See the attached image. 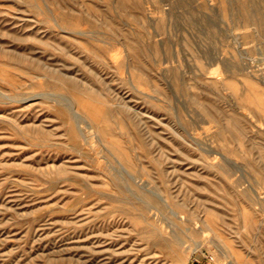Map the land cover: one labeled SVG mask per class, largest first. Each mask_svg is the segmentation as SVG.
Masks as SVG:
<instances>
[{
    "label": "rangeland",
    "instance_id": "374dc122",
    "mask_svg": "<svg viewBox=\"0 0 264 264\" xmlns=\"http://www.w3.org/2000/svg\"><path fill=\"white\" fill-rule=\"evenodd\" d=\"M0 264H264V0H0Z\"/></svg>",
    "mask_w": 264,
    "mask_h": 264
},
{
    "label": "bare ground",
    "instance_id": "6f19581e",
    "mask_svg": "<svg viewBox=\"0 0 264 264\" xmlns=\"http://www.w3.org/2000/svg\"><path fill=\"white\" fill-rule=\"evenodd\" d=\"M130 161V160H129ZM257 194V193H256Z\"/></svg>",
    "mask_w": 264,
    "mask_h": 264
}]
</instances>
